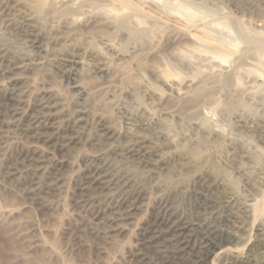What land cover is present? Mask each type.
<instances>
[{"label":"rangeland","instance_id":"rangeland-1","mask_svg":"<svg viewBox=\"0 0 264 264\" xmlns=\"http://www.w3.org/2000/svg\"><path fill=\"white\" fill-rule=\"evenodd\" d=\"M141 1L155 2L159 12L172 17L171 22L183 24L213 45L197 36L181 42L165 24L156 25L141 15L138 18L149 24L153 35L170 37L171 43L162 45L167 51L140 50L138 39L115 37L127 31L114 29L109 42L131 56L121 60L108 56L105 77L94 74V59L85 55L79 58L84 62L76 66L46 62L41 68L25 69L19 67L22 59L49 60L62 47L48 41L38 45L21 36L13 26V7L4 11L0 4V264H264V236L256 231L264 221V72L260 58L238 66L241 94L231 96L228 84L217 80L229 65L217 52L245 47L263 56L258 38L264 39V3ZM87 36L77 38L78 46L86 50L101 46ZM172 50H181L185 61L181 63ZM205 73L210 79H204L198 91L181 101L171 97L163 83L170 81L178 90L188 79L199 80ZM43 90L52 96L48 105ZM161 91L169 99L158 103L155 98ZM102 118L117 130L116 136L102 132ZM139 137L146 139L147 153L129 155L125 150ZM196 156H204L201 167L218 171L239 202L256 204L263 215L257 222L240 218L221 224L232 236L228 246L242 249L254 243L242 261L223 255L222 248L207 252L227 240L205 228L211 221L209 214L206 220L197 218L203 205L179 194L190 184L194 171L188 168ZM122 176L130 183L118 182Z\"/></svg>","mask_w":264,"mask_h":264},{"label":"bare ground","instance_id":"bare-ground-1","mask_svg":"<svg viewBox=\"0 0 264 264\" xmlns=\"http://www.w3.org/2000/svg\"><path fill=\"white\" fill-rule=\"evenodd\" d=\"M262 1L264 3V0H262ZM154 3L153 4H147L145 2H142L141 0H2V2L0 4H1V7H2L1 9H3L4 11L9 10L11 6L13 7L14 11L16 12V14H15V20H13L14 21V23H13L14 25L13 26H14V29L17 31V33H20L21 36H24L27 40H29V41H31L32 43H35V44H38V43H40L42 41H48L50 44L53 43L55 45H60L62 47V49L60 51H57V50L55 51L54 54H56V55L52 59H49L48 60L46 58L45 61H41V59L39 57L38 58H29L28 57V58H24V59H22V61H20L19 67L28 69V68H31L32 66H40V68H41V66H44L46 64V62H49V63H58V64H62V65H73V66H76V65L81 64V62H82L81 60H83V59L79 60V58L81 56L85 55V56H88V57L94 59V62H95V64H94V74L95 75H100L101 77H105V76H107L109 74V66H108V64H106V61H105L106 59H108V56H112V57H114L116 59L118 58L120 60L121 59H124V58L127 59V57H130L131 56V55H128L129 52L128 53L122 52L117 45H115L112 42H109V41H111L110 38H112V36L115 35V34L111 35V33H110L111 30L117 29L118 31H127V33L125 35H123L121 33V35L117 34V35H115V37L116 36H121V38H122L123 36H130V37H133L134 39L135 38L138 39L139 40V45H141L140 50L153 49L154 47H156V48H158L159 52L160 51H163V50L164 51H167V49L165 48V44H164V46H162V45L166 41H167L166 45L169 44V43H171L170 37H168L167 34L166 35L165 34L162 35L161 33H160L161 35H159V34L158 35H153L152 34L153 32L151 33L150 28L147 26L149 24L148 23H147V25L144 24L145 22H143L142 20H140L138 18V16H141L142 15L144 18H146V20L151 21L152 23L154 22L155 24H156V22L165 24L166 27L168 28V30L169 31H172L174 33V35L176 36V38L179 41H181V42H182V40H186V41L194 40V37H196V36L199 37L198 36L199 34L197 33L198 34L197 35L195 33V31L192 34L191 31L188 29V27H186V26L185 27H181V25H183V24H181L180 26H178L179 24L176 25L175 23H173L174 20L171 22V18L172 17L171 18H168L165 15H163L161 12H159L158 9L155 8L156 5ZM99 4H105L107 7H99L98 6ZM143 17H140V18L141 19H144ZM175 20H177V19H175ZM150 25H151V23H150ZM163 30H165V28ZM168 30L166 29V31H168ZM96 32L108 34L107 35L108 38L105 39L103 37L104 34H102V35L99 34L98 35ZM162 33H163V31H162ZM245 34L246 33H244V35ZM86 35H90V36H87V38H90V39L92 38L97 43L98 42L102 43L101 46H99V45L98 46H95L94 49H92V50H86L85 48H84L85 49L84 50L82 47L78 46V44H77V38L78 37H82V36L85 38ZM109 35H111V36L109 37ZM202 37H204V36H202ZM257 37H260V36H257ZM114 38H113V40H116ZM199 38H195V39L197 40ZM202 39H204V38H202ZM207 39L208 38H206V40ZM178 40H175V42L178 41ZM206 40H205V42L207 44H210L211 43V42H208ZM209 40H211V39H209ZM199 41H202L203 42V40H199ZM250 41L252 43V40H250ZM258 41H259L258 44L260 43L259 45L262 46V49H263V47H264V39H261V38L259 39L258 38ZM212 43H213V41H212ZM256 45H257V43H256ZM142 47H145V48H142ZM210 47H211V45H209V48ZM221 48H224V46H222ZM137 49H138V47H137ZM137 49H136V51H137ZM0 51H2V50H0ZM41 51L42 50H40V52ZM172 51H171V53L170 52L169 53L170 54H173L174 53V57L176 56V58L179 59L181 61V63L183 61H185V59H184L185 56H184L183 53L180 52L181 50L180 51H177V52L176 51H173V53H172ZM251 51H252V49H250V48H246L245 49V47H244V49H243V47H242V49H239V48L238 49L237 48H231V50H225L223 52H217V53H219L218 55L221 56L222 61L229 63V65H228V67H224L225 69H223V72L222 73L220 72L221 74L218 75L219 78H217V77L216 78H217L218 81H220V82L224 81L225 83L228 84V89L227 90H228V92H229V94L231 96H236L238 94H241V92H244V89H241L242 88V84H241V80H240L241 79V74L237 70L238 69V66L241 65L242 63H244V61H246L247 59H251V61H252L253 59L260 58L259 61H258V63H259V65L261 67H263L262 70L264 72V59H263L264 54H263L262 57H260L258 55V53L257 54L256 53H252L251 54ZM132 52H134V51H132ZM138 52H139V50H138ZM262 53H264V52H262ZM147 54H148V52H147ZM59 55H62V56H59ZM157 55H158V53H157ZM210 56H212V55H210ZM217 57H219V56H217ZM84 60H83V62H84ZM255 62H253V63L255 64ZM109 63H110V61H109ZM246 64H248V62ZM112 65H113V62H112ZM244 67L245 66H243V69H244ZM247 70H249V69H247ZM3 74H4V77H6V75H8L6 73H3ZM1 76H2V74H1ZM210 76L211 75L205 73L204 76H202V78H201L202 80L201 79L198 80L197 79L198 77L193 78L192 80L190 79V81L188 79V82L184 83V87H182V88L180 87V89H178V90L175 89L177 87H174V84L173 83H170V81H164L163 83H164V86L166 87V90H169L170 91L171 97H173L174 99L176 98V99H178V100L181 101V100L187 99V97H190V95L192 94V92L198 91L201 88L200 85L202 83H204L203 80L204 79H210ZM217 80H216V82H218ZM51 83H52V81H51ZM139 85L141 86V84H139ZM77 88H78L77 86H74L73 87V89H77ZM202 89H203V87H202ZM43 92L45 94V96L43 97V99H47L46 102H45V104L47 103V105H48V103L51 101V97L52 96L48 94V92H49L48 90L47 91H44L43 90ZM165 93L166 92L162 93V91H161V93L158 94V96L155 98V99L158 100V103L159 102H164L165 100L169 99V98H166L165 97ZM117 96L119 97V95H117ZM142 97H144V96H142ZM122 98H123V96H122ZM149 98L151 99V98H154V97L153 96H149ZM203 98H205V97H203ZM29 99H31V98H29ZM22 100H23V98H22ZM185 102H187V100ZM190 103H192V102L190 101ZM194 103H195V101H194ZM197 103H198V99H197ZM28 104H30V103H28ZM143 104H144V102H143ZM184 104H186V103H184ZM166 105H168V104H166ZM54 106H55V103H54ZM153 106H155V104ZM189 107H190V105H189ZM151 108H152V106H151ZM191 108H189V109H191ZM130 109H131V107H130ZM199 109H201V108H199ZM153 110H155V109H153ZM74 111H76V110H74ZM196 114L198 115V114H200V112L198 111ZM77 116L78 117H81V113H78ZM19 118H20V116H19ZM193 118H194V116H193ZM204 118H206V117H204ZM48 119L50 121V117ZM79 120H81V119H79ZM122 120H123V118H122ZM204 120H205V122H207L206 119H204ZM37 121H38V119H36V122ZM99 123H101V126H103L102 127L103 128V131L102 132L104 134H106L107 136L114 137V136L117 135V130L115 128H112L111 126H107L105 124V121L103 120V118L102 119H99ZM202 123H201V125H202ZM204 124L205 123H203V127H204ZM143 126H144V123H143ZM140 134H138V135H140ZM219 134H221V133H219ZM140 137L138 139L133 140L132 145H129L128 148L125 150L129 155L132 154V155H139V156H141L143 154L142 152H144V154L147 153L148 150L145 149V147H144L145 144H146V139L140 138ZM129 140H130V138H129ZM111 143H112V141H111ZM105 149H107V148H105ZM154 154H155L154 152H151L149 155H154ZM94 156H96V155H94ZM203 159H204V156H196V157H194V160L192 159L193 165H191L188 168V169L194 171V173L192 172L193 175H192V178L190 179V184H189V186L186 187L185 190H180L179 191V194H181V196L184 197V198L193 199L194 202L197 205H203V210L202 211H199L200 214L197 215V218L199 220L200 219L206 220V217L205 216L209 214L210 215L209 218H210L211 221L208 222V224L205 225V228L207 230H209V232L211 234H215V235L219 234L222 237L225 236V239L227 240L225 243H221L220 245H212L211 248H208L207 249V252H210L211 250L214 251L216 249H221L222 248L221 249L222 250L221 253L223 255H233L234 259H236L238 262L239 261H242V259H243L244 256H246L247 254H250L249 252L252 250V247L255 246L254 243L251 242L249 245L246 244L242 249H235L236 247L228 246L230 244L229 243L230 241L228 240V238H232V236L230 235V233L228 232V230L221 228V224L227 223L231 219L234 220V219H240V218H242V220H250V219H252L254 222L255 221L257 222L258 219L261 220V218H263V215H261V213H258L257 208H256L257 207L256 204L243 203V202H246V201L239 202L240 200L238 201L235 198V196L233 195V193L230 192V190L227 189V187L225 186V181L222 179L221 175H219L218 171H215V169H214V173H213L212 170L209 172V171L203 169L204 167L203 168L201 167V164L203 163ZM188 165L189 164H187V166ZM144 169H147V168H144ZM147 173H149V172H147ZM192 173L190 172V174H192ZM117 181L118 182H124V184L125 183L126 184L127 183H130L129 178L128 177H125V176L124 177L123 176L122 177H118L117 178ZM218 192L221 193V194H218ZM175 193H177V191ZM217 207H220L221 210L216 211L215 209ZM185 224H186V222H183L184 227H186ZM193 225L194 224H190V226H193ZM256 231H257V234L258 235H260L262 237L264 236V221H263V224L259 225L256 228ZM261 240L264 242V237ZM206 245H208V244H206Z\"/></svg>","mask_w":264,"mask_h":264}]
</instances>
